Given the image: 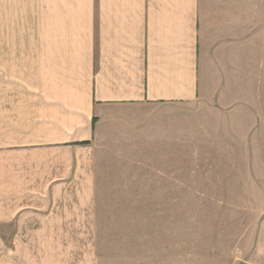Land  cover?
<instances>
[{"label":"crops","instance_id":"1","mask_svg":"<svg viewBox=\"0 0 264 264\" xmlns=\"http://www.w3.org/2000/svg\"><path fill=\"white\" fill-rule=\"evenodd\" d=\"M261 56L264 0H0V228L14 243L69 237L96 141L122 116L136 137L155 133L140 146L167 164L180 162V105L256 116L244 83Z\"/></svg>","mask_w":264,"mask_h":264},{"label":"rangeland","instance_id":"2","mask_svg":"<svg viewBox=\"0 0 264 264\" xmlns=\"http://www.w3.org/2000/svg\"><path fill=\"white\" fill-rule=\"evenodd\" d=\"M255 73L244 105L256 116L180 105L175 164L152 161L157 148L140 145L155 133L142 140L120 117L96 141L92 194L75 196L70 236L14 243L0 228V264H264V60Z\"/></svg>","mask_w":264,"mask_h":264}]
</instances>
